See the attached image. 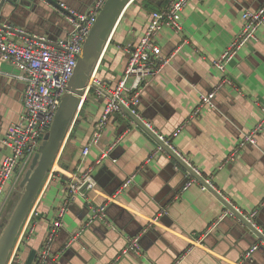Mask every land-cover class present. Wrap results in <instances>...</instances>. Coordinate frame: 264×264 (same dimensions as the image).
Masks as SVG:
<instances>
[{
  "label": "crops",
  "instance_id": "obj_1",
  "mask_svg": "<svg viewBox=\"0 0 264 264\" xmlns=\"http://www.w3.org/2000/svg\"><path fill=\"white\" fill-rule=\"evenodd\" d=\"M57 1L66 10L86 13L96 0ZM167 2L127 3L93 74L104 91L117 86L129 49L140 41L151 13ZM263 5L264 0H191L182 15L181 35L166 28L159 36L163 54L173 59L145 87L139 109L144 121L170 138L205 183L209 180L262 234L264 130L258 135L257 146L237 149L241 138L252 132L264 115V24L258 29V41L241 48L225 73L215 68L212 60L240 34L243 13ZM10 9L8 26L27 36L57 41L71 30L68 15L47 1H27L15 11L12 6ZM13 38L21 40L22 35L14 33ZM0 70L1 169L10 153L3 140L23 110L25 83L16 77L19 68L1 56ZM212 91H216L214 106L197 113L201 95ZM104 107L105 98L95 85L90 86L34 204L39 215L33 221L34 232L19 253L22 263L32 250L37 251L36 258L45 251L70 182L90 169L97 187L67 204L63 226L43 264H264V240L236 214L222 218L229 209L226 203L210 189L203 191L198 179L185 190L186 183L195 178L192 173L168 151L158 152L159 141L126 113L115 114L100 141L83 156ZM105 152L107 156L101 159ZM19 175L17 172L18 178L7 186L11 196ZM103 204L107 205V219L90 223L93 209ZM133 237H140L141 253L124 252ZM255 245L258 249L246 258Z\"/></svg>",
  "mask_w": 264,
  "mask_h": 264
},
{
  "label": "built area",
  "instance_id": "obj_2",
  "mask_svg": "<svg viewBox=\"0 0 264 264\" xmlns=\"http://www.w3.org/2000/svg\"><path fill=\"white\" fill-rule=\"evenodd\" d=\"M106 1L96 0L91 9L86 13H76L68 10L71 30L65 38L57 41H50L46 37L38 35H34L33 37L26 36L23 30L16 31L10 26L8 28L0 27V56L4 61L12 62L19 68L21 73L16 77L25 83L23 110L19 120L10 127L3 140L4 145L10 150V153L3 160L0 169V220L9 202L10 194L7 192V186L9 183L15 181L13 177L17 172L21 175L26 165L38 151L45 135L49 132L56 111L61 103L62 96L67 91V85L74 74L84 43L91 32L98 13ZM190 2L191 0H168L163 8L151 13L149 24L140 41L129 49V58L123 76L115 88L104 91L100 86V82L92 76L90 86L92 88L95 85L98 94L105 98V107L100 120L96 124L92 139L82 150L83 156L88 155L91 146L100 141L111 118L117 113H126L124 108H127L138 119L143 121L163 143L180 157L184 158L174 148L170 138L157 133L150 122L144 121L139 109L141 96L145 87L173 59V56L168 57L163 54L159 44V36L166 28L175 34L181 35L184 30L182 15ZM242 22L243 26L240 34L230 43L220 57L212 60L213 66L220 72L225 73L227 64L235 58L241 48L249 43L258 41V29L264 24V5L259 10H246L242 15ZM14 33H20L22 35L21 40H15L13 38ZM215 96L216 91L202 94L201 104L196 112L198 113L205 106L213 107ZM262 110L264 114V108ZM263 130L264 115L254 130L241 138L237 151L243 150L247 145L257 146L258 135ZM178 133L179 131L172 135L176 136ZM157 151L164 152L166 150L160 144ZM106 156L107 152L102 155L101 159H104ZM235 156L236 153L232 155V159ZM184 160L191 166L188 159L184 158ZM100 161L99 159L97 163H100ZM194 171L200 175L196 168ZM132 180L127 181L119 190V193ZM197 182L198 180L196 178L190 179L184 189L186 190L193 183ZM209 186L213 187L209 180L206 181V184H201L203 191L209 190ZM96 187L97 182L90 169L70 182L65 205L58 214L57 219L53 222L48 233L46 249L41 252L38 258H35L33 264H43L45 253L48 252L51 242L63 226L62 219L67 212V204L73 202L78 196L85 195L84 191L94 190ZM106 209V204L94 208L90 223L106 220ZM38 215V211L33 206L12 251L8 264L21 261L19 257L20 247H22L28 235L34 232L33 221ZM228 215H234V212L226 209L222 218ZM248 219L252 220L250 217ZM258 247L259 245L253 246L246 254V258L251 257ZM141 250L140 237H133L129 239L124 252L134 251L141 253Z\"/></svg>",
  "mask_w": 264,
  "mask_h": 264
},
{
  "label": "water",
  "instance_id": "obj_3",
  "mask_svg": "<svg viewBox=\"0 0 264 264\" xmlns=\"http://www.w3.org/2000/svg\"><path fill=\"white\" fill-rule=\"evenodd\" d=\"M27 1L36 3L38 0H0V27L8 28L9 23L7 20L10 19V6H12L15 11L17 6L25 5ZM44 1L53 4L55 7L61 9L69 15L68 10L63 8L59 1ZM129 1L130 0H107L97 15V19L84 43L83 50L79 55L74 74L67 85V91L62 96L61 103L56 111L55 118L49 132L45 135L38 151L34 154L32 160L30 161L29 167L18 183V187L22 189L21 197L18 202L15 201V197H12L6 206L0 225V264L9 263L12 251L25 225L28 215L36 203L47 176L52 170L71 127L75 122L82 102V97L90 86V80L94 74L107 41L123 9ZM24 35L26 34L24 33ZM30 37L33 36L31 35ZM124 111L135 124H139L151 136L157 139L165 150L168 151L170 155L186 169H188L196 179L203 184H206L203 177L198 175L182 157L163 143L159 137L143 123V121L132 114L129 109L124 108ZM209 189L213 191L217 197L223 200L226 203V206L233 211L234 214H236L239 219L243 221V223H245L264 240V234L260 233L248 219H246L242 214L236 211L232 205L225 201L224 197L220 193H218L211 186H209ZM10 213L11 215L8 217V214ZM36 255L37 251L32 250L24 264H33Z\"/></svg>",
  "mask_w": 264,
  "mask_h": 264
},
{
  "label": "rangeland",
  "instance_id": "obj_4",
  "mask_svg": "<svg viewBox=\"0 0 264 264\" xmlns=\"http://www.w3.org/2000/svg\"><path fill=\"white\" fill-rule=\"evenodd\" d=\"M29 164H30V162L26 165L25 169L23 170V172H22L21 175L19 176L18 182H16V190H15V194H14V196H13V195H12V196L10 195V196H9V200H10L12 197H15V201L18 202V200L20 199L21 194H22V189H20V188L18 187V183H19L20 179L23 177V175H24L25 171L27 170V168L29 167ZM16 178H17V173L14 175L13 180L16 179ZM5 209H6V208H5ZM11 212H12V211H11ZM4 213H5V210L3 211L2 217H3ZM10 215H11V213L8 215V217H10ZM1 220H2V218H1ZM0 233H1V230H0Z\"/></svg>",
  "mask_w": 264,
  "mask_h": 264
},
{
  "label": "trees",
  "instance_id": "obj_5",
  "mask_svg": "<svg viewBox=\"0 0 264 264\" xmlns=\"http://www.w3.org/2000/svg\"><path fill=\"white\" fill-rule=\"evenodd\" d=\"M9 215V214H8ZM0 229H1V226H0ZM22 250V247H20V251ZM20 253V252H19ZM13 264H24V263H22V261H20V262H14Z\"/></svg>",
  "mask_w": 264,
  "mask_h": 264
}]
</instances>
